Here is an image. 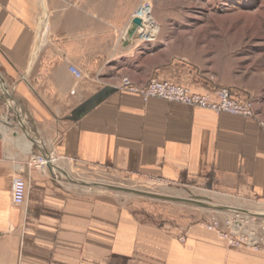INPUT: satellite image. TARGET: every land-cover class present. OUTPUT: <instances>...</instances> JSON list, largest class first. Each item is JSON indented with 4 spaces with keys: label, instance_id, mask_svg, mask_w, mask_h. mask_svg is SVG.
<instances>
[{
    "label": "crops",
    "instance_id": "obj_1",
    "mask_svg": "<svg viewBox=\"0 0 264 264\" xmlns=\"http://www.w3.org/2000/svg\"><path fill=\"white\" fill-rule=\"evenodd\" d=\"M138 2L0 0V67L29 126L1 122L12 129L0 127V264H264V252L229 247L201 225H161L77 185L98 169L171 185L207 181L264 201V99L244 119L119 89L128 78L213 90L188 68L146 65L139 39L124 46ZM107 87L117 90L69 119ZM16 177L28 186L22 206L12 201Z\"/></svg>",
    "mask_w": 264,
    "mask_h": 264
},
{
    "label": "rangeland",
    "instance_id": "obj_2",
    "mask_svg": "<svg viewBox=\"0 0 264 264\" xmlns=\"http://www.w3.org/2000/svg\"><path fill=\"white\" fill-rule=\"evenodd\" d=\"M136 16L145 24L139 44L140 57L146 65L188 68L199 82L213 90L228 89L253 103L264 99V0H139ZM14 88L15 82L0 67V127L12 129L1 123L7 120L22 132L21 123H25V130L29 126ZM77 179L79 187H86L97 195H110L161 225H201L206 229L205 223L216 218L226 230L227 221L238 216L258 224L264 219L260 215L264 214V201H249L224 193L207 181L171 185L98 169ZM99 185L196 201L209 207L109 191ZM210 206L230 209L215 210ZM232 208L249 212L245 214Z\"/></svg>",
    "mask_w": 264,
    "mask_h": 264
},
{
    "label": "built area",
    "instance_id": "obj_3",
    "mask_svg": "<svg viewBox=\"0 0 264 264\" xmlns=\"http://www.w3.org/2000/svg\"><path fill=\"white\" fill-rule=\"evenodd\" d=\"M74 76L81 80L83 73L75 67H71ZM132 93L140 94L145 100L152 98L162 99L172 103H179L196 107L203 110L212 111L216 114H227L242 117L244 119H254V103L247 97H239L224 88L212 90L203 94L193 93L189 88L177 85L166 80L153 79L144 87L135 86L128 78L122 80L119 87ZM264 125V123H261ZM45 159L39 157L40 166L45 164ZM28 186L21 177H16L12 182V201L16 206L25 203ZM264 215V214H260ZM226 230H223L220 221L216 218L205 223L206 230L217 234L229 247L236 249L251 250L254 252H264V219L260 224L254 221H244L239 219L228 220Z\"/></svg>",
    "mask_w": 264,
    "mask_h": 264
},
{
    "label": "water",
    "instance_id": "obj_4",
    "mask_svg": "<svg viewBox=\"0 0 264 264\" xmlns=\"http://www.w3.org/2000/svg\"><path fill=\"white\" fill-rule=\"evenodd\" d=\"M144 20L140 16H136L128 30L126 31L123 42L124 46L127 47L129 45H133L136 40H138L141 35L144 33ZM117 89L107 87L101 90L97 95L93 96L90 98L88 101H86L83 105H81L78 109H76L71 117L69 118L71 121H79L81 118H83L85 115H87L89 112H91L102 100L107 98L110 94L116 92ZM0 133V137H1ZM82 185H86L85 183H82ZM103 189L109 190V191H116V192H122V193H127L131 195H138V196H143V197H148V198H153V199H158V200H165V201H172V202H186L190 204H194L200 207H209L208 205L201 203V202H196V201H186V200H180L177 198H171V197H165V196H160V195H154V194H149V193H143L140 191H135V190H129V189H122V188H117L114 186L110 185H99ZM210 208L215 209V210H229L230 208L228 207H215V206H210ZM232 210L235 211H240L245 214H247L249 211L246 210H240L236 208H232Z\"/></svg>",
    "mask_w": 264,
    "mask_h": 264
}]
</instances>
